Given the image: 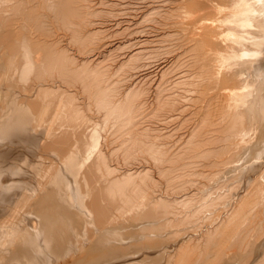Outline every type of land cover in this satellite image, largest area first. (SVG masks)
Segmentation results:
<instances>
[{
  "label": "bare ground",
  "instance_id": "1",
  "mask_svg": "<svg viewBox=\"0 0 264 264\" xmlns=\"http://www.w3.org/2000/svg\"><path fill=\"white\" fill-rule=\"evenodd\" d=\"M0 113V264H264V0H0Z\"/></svg>",
  "mask_w": 264,
  "mask_h": 264
},
{
  "label": "rangeland",
  "instance_id": "2",
  "mask_svg": "<svg viewBox=\"0 0 264 264\" xmlns=\"http://www.w3.org/2000/svg\"><path fill=\"white\" fill-rule=\"evenodd\" d=\"M1 114H2V113H0V115H1ZM20 146H21V145L15 147V150H13L14 152H11L12 155H11V157L9 156V157H10V160H9L10 162H9V163H11V158H12V157H13L12 162H14V161H16V162H20V161H17L18 158H19L20 156H21V157L24 156V157H22V158H24V159H26L27 157L29 158V156L27 155V153L24 151V148L21 146V147H22V149H21ZM19 148L22 150V152H23V151H24V152L22 153V152L20 151ZM18 154H19L20 156H19ZM24 159H23V160H24ZM14 163H15V162H14ZM31 174H32V173H31Z\"/></svg>",
  "mask_w": 264,
  "mask_h": 264
}]
</instances>
